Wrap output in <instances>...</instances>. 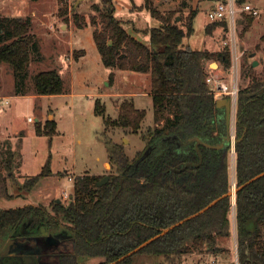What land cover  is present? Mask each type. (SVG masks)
<instances>
[{
    "label": "trees",
    "instance_id": "1",
    "mask_svg": "<svg viewBox=\"0 0 264 264\" xmlns=\"http://www.w3.org/2000/svg\"><path fill=\"white\" fill-rule=\"evenodd\" d=\"M242 1L237 0V3ZM101 3L102 6L92 4L98 14L89 19L99 25L94 26L92 36L101 61L111 69L110 77L113 69L149 73L154 124L141 132L146 145L132 159L122 143L105 136L106 151L115 172L102 185L96 182L103 175L88 172L76 175L67 204L54 199L50 208L40 204L0 207V246L4 238L23 224L32 230L40 229L46 222L50 229L65 227L71 233L73 248L59 254V264H78V257L84 256L103 257L98 264L115 261L162 228L227 193L231 187L229 148L199 145L201 163L175 171L185 162H197L199 157L193 146L177 151L169 150L166 143V138L174 134H194L205 140L211 137L213 143L220 138V108L205 81L207 71L203 60L210 54L204 48L183 44L185 34L193 31L197 9L191 11L188 22L182 24L176 20L173 10L160 11L153 0H144L139 7L146 8L158 21L146 29L150 37L147 44L131 34L115 16L113 0ZM60 10L61 14H67L63 5ZM247 15L253 16L252 13ZM73 23L78 28L83 27L85 17L73 12ZM210 23L226 30V20ZM210 31V25H205V34ZM223 47L225 53L221 51L219 56L229 66L231 50L228 45ZM41 58L31 17L0 14V63H6L12 70L14 94L25 92L27 66L31 60ZM252 66L248 83L237 91L235 137L243 136L235 144L236 187L264 170V66L258 73ZM33 88L37 95L63 93V78L56 68L40 70L34 74ZM117 111L112 119L106 114L105 105L96 99L94 113L102 116L104 126L113 124L129 132L141 129L146 111L136 107L131 97L121 98ZM34 130L36 134L51 137L56 132L55 120L47 119L44 123L38 120ZM147 148V154L140 158ZM50 159L51 154L41 170L29 176L22 186L30 188L40 178L54 174ZM11 161L12 154L0 156V167L6 170L3 172L0 168V199L12 197L8 186L13 175ZM234 199L235 202L232 195L222 196L202 213L114 264H133L137 254L168 256L202 249L217 253L223 250L217 240L230 235L232 208L237 231V264H264V175L239 187ZM250 220L255 222L252 229L247 228ZM0 264L16 263L0 258Z\"/></svg>",
    "mask_w": 264,
    "mask_h": 264
},
{
    "label": "rangeland",
    "instance_id": "2",
    "mask_svg": "<svg viewBox=\"0 0 264 264\" xmlns=\"http://www.w3.org/2000/svg\"><path fill=\"white\" fill-rule=\"evenodd\" d=\"M101 1L103 0H65L61 4L59 0H0V14L31 17L32 32L37 37L42 54L40 60L29 62L26 89L21 96L14 95V77L11 68L6 63H0V156L12 154L10 168L13 175L9 178L8 184L15 192L13 197L3 198L2 204L8 203L9 206L16 207L34 201L35 204L50 208L54 199L67 204L73 193V181L76 175L88 172L104 176L115 172V167L106 151L105 136L114 142L122 143L125 153L131 159L146 145L141 132L154 124L151 96L142 94L134 98L139 108L146 111L138 132H129L113 124L106 127L102 116L94 113L95 101L99 99L105 105L107 115L112 119L117 116L118 104L123 97L110 96V98L103 92L123 90L128 85L150 90L148 74L131 73L129 78L128 74L121 72L120 69L109 76L111 69L102 63L92 36L94 26L99 25L89 20L91 15L98 14L92 8V4L102 6ZM143 1L113 0L116 6L115 16L126 18L124 24L134 22L136 26L145 29L154 26L158 21L146 8L129 12L130 5L140 4ZM243 1L250 2L258 12L252 17L247 15L248 12L240 13L241 22L236 28L235 49L234 52L230 51V64L226 66L219 52L225 53L223 39L228 38V35L224 28L210 23L207 16L208 9L218 0H153L160 11L173 10L176 20L182 24L187 23L191 11L197 9L193 18V31L185 34L183 44L207 50L210 56L203 60L205 70L211 69L215 74L225 76L229 85L233 81L231 66L234 64L238 89L248 83L249 67L252 66L253 61H257V64L252 66L254 72H260L264 66V0ZM61 5L67 14H61ZM32 10L44 16V23L40 18L31 16ZM73 12L83 15L86 25L76 27L73 23ZM129 18H133V21H127ZM208 24L211 31L205 34L203 27ZM69 29L73 30L71 35ZM140 39L150 44L148 33L141 31ZM228 47L230 48L229 45ZM212 61H216L217 66L210 65ZM49 68H56L62 76L63 94L36 97L33 95L34 74ZM98 92L99 94L95 95ZM46 112H48L47 116ZM43 114L45 115L42 116ZM28 117L33 120H28ZM53 117L58 120V127L51 137L35 133V122L40 120L44 123ZM104 127L106 134L103 131ZM234 152L231 149L228 152L230 190L236 187ZM49 154H51V169L58 172L46 179L40 178L30 188L22 186L29 176L41 170ZM0 168L6 172L3 167ZM35 188L37 191L39 189L41 194L33 196ZM234 197L235 195L232 196L233 200ZM229 217L230 235L217 240L218 245L223 247V250L217 253L202 249L168 256L137 254L134 256L133 264H237L234 208L231 209ZM66 233L65 245L61 250H56L55 254L72 250L71 233L69 231ZM10 236L11 234L2 240L0 250L4 254L9 252ZM29 258L32 257L29 255ZM103 259L97 256L78 257V264H98ZM51 263L59 264V261L54 258Z\"/></svg>",
    "mask_w": 264,
    "mask_h": 264
},
{
    "label": "flooded vegetation",
    "instance_id": "3",
    "mask_svg": "<svg viewBox=\"0 0 264 264\" xmlns=\"http://www.w3.org/2000/svg\"><path fill=\"white\" fill-rule=\"evenodd\" d=\"M218 113V121L221 123V132L219 134V141H221V136L223 134L224 123L223 120L220 119L223 115V107H219ZM235 127V126H234ZM216 133V132H215ZM194 134H189L185 136H178L176 134L170 135L167 140V148L169 150H177V151H186L190 146L194 147V141L188 142V139L192 137ZM208 138V137H207ZM235 137V128L233 131V136ZM208 142H212V138L207 139ZM218 141V142H219ZM230 149V147H228ZM235 153V152H234ZM43 227H45L46 231L44 232ZM67 230L65 227H61L59 229H50L47 225H43L38 230H32L29 228V225L23 224L20 228L15 229L11 233V241L10 247L8 248V253L4 254L0 250V258L8 260L11 259L13 263L21 262L23 264H52V259L59 258V254H55L56 250H61V247L65 245V237L67 236ZM50 236H53L52 238ZM21 245L26 249H35L38 246L43 247V251L40 255L37 256V259L34 261L32 258H29V255L33 253L23 252V248L20 249L19 252L14 253L17 250V246ZM8 246V245H7ZM55 249V250H54ZM35 253V252H34ZM32 259V260H31ZM26 260L28 262H26ZM59 261V259H58ZM60 262V261H59Z\"/></svg>",
    "mask_w": 264,
    "mask_h": 264
},
{
    "label": "water",
    "instance_id": "4",
    "mask_svg": "<svg viewBox=\"0 0 264 264\" xmlns=\"http://www.w3.org/2000/svg\"><path fill=\"white\" fill-rule=\"evenodd\" d=\"M241 22V20H240ZM253 54V53H251ZM257 64V61H253L252 65H256ZM210 65H213V66H217V62L216 61H212L210 63ZM216 105L217 107H223V115L220 119L223 120V123H224V129H223V134L221 136V141L217 142V143H210L208 142L207 140H205L204 138H202L201 136L199 135H193L192 137H190L188 139V142H191V141H194V148L198 154V157H199V160L197 162H193V161H188V162H185L182 167L180 168H176L175 171H180V170H183L185 169L186 167L188 166H197L201 163L202 161V154H201V151L199 149V145H205L207 147H212V148H216V149H221V148H228L230 147V149L232 150V152L235 151V144L237 141H239L243 134L241 135V137L239 138H235L234 141L232 140V136H233V131H234V125H235V120L236 118H234L233 120V114H232V106H231V101L228 97H223V98H220V99H217L216 100ZM232 145H233V149H232ZM148 152V148L144 151V153L141 155L140 158L144 157ZM262 175H264V170L257 173L256 175H254L253 177L249 178L247 181H245L244 183H242L239 187H242L248 183H250L251 181L261 177ZM110 178V175L109 174H106L104 175L103 177H101L97 182L96 184L97 185H102L104 184L105 182H107ZM120 182H122V179L120 180ZM239 187H234L233 189L229 190L227 193H224L223 195H220L218 197H216L215 199H213L212 201H210L208 204H206L205 206H203L202 208H200L199 210H197L196 212L190 214V215H187L186 217L176 221L175 223L165 227V228H162L160 230L159 233H157L156 235L146 239L145 241H143L140 245H138L137 247H135L134 249L128 251L127 253H125L124 255L120 256L118 259H116L115 261H112V262H109V263H106V264H114L115 262L117 261H120L122 259H124L125 257L127 256H130L132 254H134L135 252H137L139 249H141L143 246H145L146 244H148L149 242H151L152 240H154L155 238L165 234L166 232H168L169 230H171L172 228H174L175 226L183 223L184 221L202 213L203 211H205L206 209H208L210 206H212L213 204H215L222 196H225V195H232L234 196L235 195V192L237 191V189ZM119 191V188L117 189V192ZM116 192V193H117ZM59 200V199H58ZM234 202H235V199H234ZM255 225V222L253 220H250L249 223L247 224V228L248 229H252V227H254ZM44 229V232L46 231L45 227H43ZM51 238L53 236H50ZM23 248V246L21 247V245L17 246V250L14 251V253L16 252H19L20 249ZM23 252H26V253H33L30 255V257H32V259L35 261L37 259V256L41 254V252L44 250L43 247L41 246H38L36 247L35 249H26V248H23ZM35 252V253H34ZM35 254H38V255H35ZM26 262H28L26 260Z\"/></svg>",
    "mask_w": 264,
    "mask_h": 264
},
{
    "label": "built area",
    "instance_id": "5",
    "mask_svg": "<svg viewBox=\"0 0 264 264\" xmlns=\"http://www.w3.org/2000/svg\"><path fill=\"white\" fill-rule=\"evenodd\" d=\"M242 12L257 14L258 10L256 7L250 4V2L247 1H242L237 6V0H218V2L215 5L211 6L207 11V16L210 21L226 20V33L228 35V38L223 39V44L229 45L231 51L233 52L235 49L236 28L240 23L239 15ZM231 67L233 69V81L231 85L227 83V81L225 80V76L217 75L211 69H208L205 76V81L215 100L223 97H228L230 99L234 120L238 86L236 83V72L234 71V64ZM28 120L33 119L31 117H28Z\"/></svg>",
    "mask_w": 264,
    "mask_h": 264
},
{
    "label": "crops",
    "instance_id": "6",
    "mask_svg": "<svg viewBox=\"0 0 264 264\" xmlns=\"http://www.w3.org/2000/svg\"><path fill=\"white\" fill-rule=\"evenodd\" d=\"M210 2V1H209ZM143 3V2H142ZM142 3H140V4H137V3H133L132 5H130L129 7H128V9H129V12H132V11H134V10H141L142 8L141 7H139V5H141ZM114 6H115V4H114ZM116 7V6H115ZM31 16L32 17H35V18H40L41 19V21L44 23V21H45V18H44V16H42V15H38L36 12H34L33 10L31 11ZM117 18H119V17H117ZM120 20H122L123 21V25L125 26V28L131 33V34H133L135 37H137L138 39H140V32L141 31H144V32H146V29L145 28H142V27H139V26H136L135 25V23L134 22H131V23H128V24H124V22H125V20H126V18H124V17H122V16H120V18H119ZM133 18H129L127 21H133L132 20ZM152 27V26H151ZM147 29H149V28H147ZM203 30H204V27H203ZM69 33H70V35H71V33H73V30L72 29H69ZM93 31V30H92ZM147 33V32H146ZM149 35V34H148ZM204 38H206V35H204ZM141 40V39H140ZM71 41V40H70ZM144 42V41H143ZM146 43V42H145ZM71 44L73 45L74 43L71 41ZM194 48H199V47H194ZM115 70H120V69H113V71L115 72ZM121 72H125V73H127L128 74V76H129V78H130V74L131 73H134V74H141L142 72H137V71H132V70H120ZM144 74H148L149 75V73H146V72H143ZM147 75V76H148ZM135 77H137V76H135ZM138 78H140V77H138ZM136 81V80H135ZM146 87V86H145ZM109 91V90H108ZM103 93H107L108 94V96L110 97V96H116V97H131L132 99H133V101H134V104H135V106L136 107H138L139 108V106H138V104L136 103V100L134 99L136 96H139V95H142V94H144V95H148V96H151V94H150V90H145V88H138V86L136 87V88H133L131 85H128V86H126V88L125 89H121V90H115V91H109V92H103ZM59 95H61V94H63V93H58ZM57 94V95H58ZM97 94H99V92L98 93H95V95H97ZM14 95H17V96H21V95H23V94H14ZM34 96H36V97H41V96H54V95H56V94H48V95H37V94H33ZM111 98V97H110ZM46 114V116H47V114H48V112H46L45 113ZM45 114H43L42 116H44ZM35 119H39V118H35ZM41 119H43V117H41ZM53 119L55 120V123H56V129H57V125H58V120H56V118H54L53 117ZM15 133L17 132V130H15L14 131ZM38 173V172H37ZM36 174V173H35ZM97 174V173H96ZM49 176H52V175H49ZM49 176H45V179L47 178V177H49ZM42 179H44V178H42ZM8 186H9V184H8ZM11 186V185H10ZM10 186H9V192L13 195L15 192H13V190H11L10 189ZM34 190V189H33ZM31 191V190H30ZM26 192V191H25ZM38 194H41V191L38 189V191H37V189L35 188V190H34V192H33V196H36V195H38ZM14 196V195H13ZM12 196V197H13ZM2 199L3 198H1L0 199V207L1 208H12V206H9V204L8 203H6V204H2ZM28 204H33V205H37V204H35V202L34 201H32V203H28ZM25 205V204H24ZM23 206V205H22ZM16 207H19V206H16Z\"/></svg>",
    "mask_w": 264,
    "mask_h": 264
},
{
    "label": "bare ground",
    "instance_id": "7",
    "mask_svg": "<svg viewBox=\"0 0 264 264\" xmlns=\"http://www.w3.org/2000/svg\"><path fill=\"white\" fill-rule=\"evenodd\" d=\"M232 140L234 141V138H232Z\"/></svg>",
    "mask_w": 264,
    "mask_h": 264
}]
</instances>
